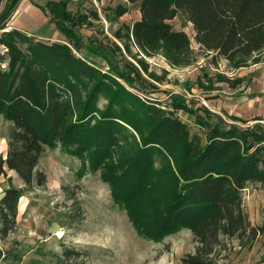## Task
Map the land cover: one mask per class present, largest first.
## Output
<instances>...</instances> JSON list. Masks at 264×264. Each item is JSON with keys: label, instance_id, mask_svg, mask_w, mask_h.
I'll return each mask as SVG.
<instances>
[{"label": "trees", "instance_id": "1", "mask_svg": "<svg viewBox=\"0 0 264 264\" xmlns=\"http://www.w3.org/2000/svg\"><path fill=\"white\" fill-rule=\"evenodd\" d=\"M21 1L0 0V29L8 27ZM69 2H47L51 21L66 35V43L38 40L17 28L4 30L0 36L9 48L7 54L0 52V114L12 125L7 136V156L0 157V174L15 170L24 183L15 185L8 177L10 186L0 203L2 238L17 229L21 196L46 186L47 173L38 168L46 148L61 144L64 151L81 160L80 176L89 170L101 171L115 202L127 210L141 235L160 241L187 228L194 233L197 246L196 252L183 258L185 264H229L221 260L226 239L250 242L261 228L248 219L243 191L253 181L264 183V123L243 127L207 106L192 108L175 95L176 109L189 113L203 110L208 118H215V123H211L198 115L197 124L208 128L205 143L197 134L190 136L188 124L175 112L127 92L117 78L104 73L89 59L91 55L104 57L109 70L130 85L140 79L132 62L129 70L122 68L108 49L95 43L94 35L89 34L90 43H84L85 35L78 27L85 17H77ZM140 4L141 20L133 28L136 44L142 48L165 44L170 61L174 53L184 52L190 44L189 35L169 22L179 12L193 23L197 42L228 59L231 66L247 65L250 56L264 49V0H141ZM118 9L120 15L125 13L122 6ZM19 40L26 43L30 61L40 66L37 70H32L23 51L15 45ZM84 48L88 53L79 54ZM4 62H8V67L3 66ZM103 77L117 83V89L111 90ZM80 80L96 81L83 104L79 100L72 104L63 100L59 84L74 94ZM106 86L113 100L119 97L118 90L132 96L149 125L147 136L141 132V141L127 166L117 172H108L99 159L106 156L110 143V121H114L108 114L111 107L102 111V118L94 121L92 117L99 111L95 107L96 92ZM127 123L138 126L129 120ZM153 146L164 147L168 152L181 150L180 156L175 157L177 170L166 187L163 183L167 175L155 170ZM58 264H89L88 254L66 246ZM259 264H264V259Z\"/></svg>", "mask_w": 264, "mask_h": 264}, {"label": "rangeland", "instance_id": "2", "mask_svg": "<svg viewBox=\"0 0 264 264\" xmlns=\"http://www.w3.org/2000/svg\"><path fill=\"white\" fill-rule=\"evenodd\" d=\"M48 1H21L9 21L8 27L4 30L10 29V27L17 28L38 40L66 43L68 41L66 37L54 36L59 30L51 21L52 14L47 6ZM22 2L46 8L47 17L42 14L46 21L44 23L47 26L46 34H42L37 29H28V26L22 21V17L25 15L20 11ZM140 3L141 0H70L68 6L77 17H85L84 23L78 27V30L85 35L84 43H90L89 34L94 35L97 41L95 43L108 49L122 68L129 70L128 64L132 62L140 72V79L130 85L109 70V63L104 57L91 55L89 59L95 62L104 73L117 78L127 92H133L145 101L149 100L153 104H158L160 107L166 108L168 112H175V115L188 124L190 136L197 134L202 139V143H205L208 128L197 124L198 115L204 121L208 120L211 123H215V118H208L203 110L196 113H189L185 109L178 110L175 108L176 99L173 97L180 96L192 108L200 109L202 106H207L216 112L214 111L218 108L216 99L228 96L223 92V87L227 88L231 80H229L230 83L227 81V83L218 86H215V83L218 80H223L220 75L222 72H228L229 74L226 73V75H231L228 71L229 63L222 60L217 52L210 51L197 42L193 23L180 12L171 20V25L175 29L186 32L190 37V44L184 52L174 53V58L171 60L175 63L168 59L165 44L159 43L143 48L138 46L134 39L133 28L134 24L141 20ZM121 6L125 8V13L122 15L118 11ZM36 20V15H34L31 22L41 23ZM48 27L51 28L48 30ZM4 30L0 29V36ZM2 45L5 44L0 41V52ZM15 45L23 51V57L27 63L31 64L32 70H37L40 66L30 61L26 43L19 40L15 41ZM86 52L88 53V50L84 48L79 54L86 55ZM7 53L8 51L4 54ZM4 64L3 66L8 67V62H4ZM103 78L105 83H109L111 90L117 89L118 84L112 79ZM95 82V80L90 82L80 80L74 94H71L65 85L59 84L58 92L62 95L63 100H70L71 104L77 100L83 104L90 94L89 92L95 87ZM107 89L109 86L96 92L95 107L97 106L99 111L93 113L92 117L94 121L102 118V111L104 113L111 107L109 110L111 113L108 112V114L114 121H110L113 128L109 132L110 143L106 148V156L99 157V159L103 160L108 172L109 169L117 172L121 167L127 166L128 158L133 156L137 144L141 141V132L146 135L149 125L146 123L143 111L132 100V96L118 90L119 97L113 100ZM223 111L227 112L225 109ZM221 115L228 120V116L222 113ZM229 118V122L232 119V123L239 124L232 117ZM127 120L131 123L136 122L138 126H131ZM263 123L255 121L249 125ZM11 127V122L0 114V157L7 156V136ZM153 147L155 170L159 174L160 172L164 173L168 178L163 183L164 186L168 181L170 183L171 174L177 170L175 157L180 156L181 150L178 148L174 152H168L164 147ZM81 164V160L64 151L61 144L54 148L47 147L38 166L47 173L46 186L34 188V194L32 193L30 196L29 193L22 196L23 201H27V197L32 196L49 198L48 202L52 203L55 211L51 217L53 220L48 219V216L40 217L44 220H42V226L45 233L50 228L52 230L54 223L58 225L50 233L51 240L43 241L42 247L34 246L33 248L34 250L40 248L47 253L48 256L44 257V264H58L61 257L59 254L63 256L66 246L85 251L88 254L89 264H185L183 258L196 252V238L194 233L187 228L166 235L160 241L141 235L131 222L127 210L115 202L109 183L102 180L101 171L89 170L80 176L78 171L82 167ZM15 172L9 170L8 175L0 177L1 179L6 178L4 179L7 183L5 188L10 186L8 177L12 178L15 185L21 184L18 172H16L17 174ZM37 188L39 191L36 190ZM243 196V205L248 219L254 225L261 227L260 232L250 242H241L239 238H227L226 245L222 248L223 257L221 260L229 264H259L264 259V183L261 181L251 182L244 189ZM36 212L38 214V211ZM59 231H63L62 237L58 235ZM17 232L18 227L13 233ZM46 237L47 234L35 241L38 244Z\"/></svg>", "mask_w": 264, "mask_h": 264}, {"label": "crops", "instance_id": "3", "mask_svg": "<svg viewBox=\"0 0 264 264\" xmlns=\"http://www.w3.org/2000/svg\"><path fill=\"white\" fill-rule=\"evenodd\" d=\"M21 7L23 9L21 8L20 11L23 14L25 13L24 17H22V21L25 22L28 29H37L42 34H46L45 28L47 26L44 25L46 21L43 19V15L47 17V10H45V7L27 4V2H22ZM34 15H36V21L41 22V25L38 23L40 26L35 22H31ZM169 22L171 23V20ZM50 28L51 27H48V30ZM10 29H12V27H10ZM54 36H57L58 38L66 37V35L60 30L59 32L57 31ZM219 57L222 60L228 61V71L231 75H228V72H226L228 73L227 75L222 72L223 75H220L223 77V80H218L215 83V86L222 85L225 82L227 83V81L230 83L229 80H231V83L227 88L223 87V92L228 96H221L216 99V101H218L216 102L218 108L214 109V111L228 116V120H230L229 117H232L236 122L243 125H249L255 121L264 122V49L261 50V52L250 56L247 65L240 67L231 66L228 59L221 56ZM209 74L212 75L211 72H209ZM220 95L223 94L220 93ZM223 109L227 112H222ZM230 122H232V119ZM11 171L15 172V170ZM2 175H0V177ZM4 179L6 178H0V203L6 189L4 186H7ZM20 183V186L24 184L22 183L21 178ZM36 190L39 191L38 188ZM33 192L34 189L26 193H29L30 196ZM34 200H36V202H33ZM49 200V198H36L32 196L27 197V201H23L22 197L18 205V232L16 234L11 233L5 238H2L1 235L2 222L0 215V264H44V257L48 256L47 253L43 252L40 248H36L35 250L33 248L34 246L42 247L43 241H50L52 236L50 233H52V230H55L58 226L54 223L52 230L51 228L48 229L47 233L43 230V219L40 217L48 216V219H51L55 212L52 203L48 202ZM35 210L38 211V214H36L37 212ZM45 234H47L46 239L37 244V239L43 238ZM29 249H31V251H29ZM41 255H43V257H41ZM59 256L62 257V254H59Z\"/></svg>", "mask_w": 264, "mask_h": 264}, {"label": "built area", "instance_id": "4", "mask_svg": "<svg viewBox=\"0 0 264 264\" xmlns=\"http://www.w3.org/2000/svg\"><path fill=\"white\" fill-rule=\"evenodd\" d=\"M2 47V53L4 54V53H6L7 51H8V47L6 46V45H2L1 46ZM4 64V63H3ZM5 65V64H4Z\"/></svg>", "mask_w": 264, "mask_h": 264}, {"label": "bare ground", "instance_id": "5", "mask_svg": "<svg viewBox=\"0 0 264 264\" xmlns=\"http://www.w3.org/2000/svg\"><path fill=\"white\" fill-rule=\"evenodd\" d=\"M58 235L62 237L63 236V231H59Z\"/></svg>", "mask_w": 264, "mask_h": 264}]
</instances>
